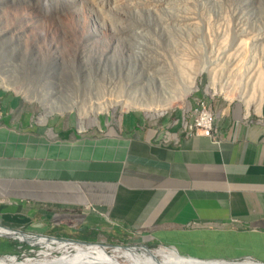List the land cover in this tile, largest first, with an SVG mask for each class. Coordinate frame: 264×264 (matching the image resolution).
<instances>
[{"label": "rangeland", "instance_id": "obj_1", "mask_svg": "<svg viewBox=\"0 0 264 264\" xmlns=\"http://www.w3.org/2000/svg\"><path fill=\"white\" fill-rule=\"evenodd\" d=\"M180 74L193 79L195 89L171 99L169 93L182 96ZM0 90L5 119L22 134H50L52 141L115 134L129 113L145 123L164 116L185 121L198 103L213 116L239 108L261 119L264 0H0ZM75 103L87 111L100 106L101 123L91 111L80 117L76 105L69 106ZM36 234L88 240L55 228ZM92 238L108 251L129 245L146 258L160 247L127 231ZM9 240L12 247L0 255L36 257L40 249ZM141 244L152 250L136 248Z\"/></svg>", "mask_w": 264, "mask_h": 264}, {"label": "crops", "instance_id": "obj_2", "mask_svg": "<svg viewBox=\"0 0 264 264\" xmlns=\"http://www.w3.org/2000/svg\"><path fill=\"white\" fill-rule=\"evenodd\" d=\"M166 117L125 114L115 134L67 142L22 134L0 113V223L87 239L127 231L191 256L264 262V109L215 114L210 136Z\"/></svg>", "mask_w": 264, "mask_h": 264}, {"label": "bare ground", "instance_id": "obj_3", "mask_svg": "<svg viewBox=\"0 0 264 264\" xmlns=\"http://www.w3.org/2000/svg\"><path fill=\"white\" fill-rule=\"evenodd\" d=\"M183 16H185V14ZM186 17H188L187 19H191V16L189 15H186ZM244 44L245 43L243 40L241 42L239 41L237 43V49L242 50V48L244 47ZM218 49L220 48L218 47ZM223 51L225 52L226 49ZM179 76H180L179 78L180 83L182 84V87H183L182 92H181L182 96L181 95L178 96L174 93H169L168 97H170L171 99H176V97H178L179 99L181 98L183 99V97H185L186 94L190 93L191 91L195 89V86L193 85V82H192L193 79L189 80L187 76L183 75L184 76L183 77L181 74ZM241 97L244 98V96H241ZM228 99L230 98L228 97ZM143 102H139L138 107L142 108L143 110L150 109L149 105L144 104ZM73 105H76V107L78 108L77 109L78 115L80 117L86 116L87 113L91 111L93 115H95L98 122L101 123L102 110L100 106L92 107L89 109V111H87V109L84 110V108L77 105V103L70 104L69 106L73 107ZM167 105H169V103ZM45 107L46 109L44 108L45 109L44 113L46 115L47 113L50 112V110L48 106L45 105ZM154 108H157V107L154 106ZM158 110H159L158 113L160 114L161 111L160 109ZM7 232L11 233L10 230L1 226L0 233H7ZM18 238L23 239L24 237L18 234ZM30 241L36 242L38 245H40V249L37 250L38 253L36 257L24 256L22 259H18L15 254H6L4 256H0V264H156L155 261L157 260L162 261V263L164 264H198L200 263L188 257L179 256L176 254L174 250L169 249L166 246H160L154 249L150 253V256L146 258L143 254L137 252L136 250L127 248V247H118V246L111 247V249L108 251L107 250L108 246L106 244L97 243V242L84 244V243H79V242H69L65 240H54V239L46 240L42 236L37 237L36 239L30 240ZM54 250L59 251L60 256H51V252ZM121 258H124V261L120 260ZM206 264H220V263L213 261L211 263H206ZM239 264H252V261L244 260L243 262Z\"/></svg>", "mask_w": 264, "mask_h": 264}, {"label": "water", "instance_id": "obj_4", "mask_svg": "<svg viewBox=\"0 0 264 264\" xmlns=\"http://www.w3.org/2000/svg\"><path fill=\"white\" fill-rule=\"evenodd\" d=\"M2 227H5L7 228L8 230H10L11 233H0V237H4V238H9V239H12V240H17L19 242H24L28 245H31V246H34L36 245L37 243H30L28 242L29 240H34L36 239L37 237H40L42 236L43 238H45L46 240H49V239H54V240H65V241H69V242H79V243H93V241H88V240H76V239H73V238H69V237H58V236H54V235H45V234H31L27 231H24V230H21V229H18V228H12V227H9V226H5V225H0ZM18 234L19 235H22L24 237V240H21L20 238H18ZM159 246H166V247H172L174 249V251L176 252L177 255L179 256H183V257H188L192 260H196L200 263L198 264H206V263H211L213 261L215 262H219L220 264H239L241 262H243L244 260H251L252 261V264H264V262H261V261H258V260H255V259H252L250 257H244V258H241V259H223V258H200V257H196V256H191V255H187V254H181L178 249L172 245H164V244H158ZM122 247H129V245H120ZM132 247H136V246H132ZM136 248H143L145 249L146 251H149V250H152L150 249L147 245L145 244H141L139 247H136ZM5 254L3 255H0V256H4ZM156 264H164L162 263V261H155Z\"/></svg>", "mask_w": 264, "mask_h": 264}, {"label": "built area", "instance_id": "obj_5", "mask_svg": "<svg viewBox=\"0 0 264 264\" xmlns=\"http://www.w3.org/2000/svg\"><path fill=\"white\" fill-rule=\"evenodd\" d=\"M183 129L190 135H211L213 132V115L205 104L198 103L190 110V116L183 121Z\"/></svg>", "mask_w": 264, "mask_h": 264}, {"label": "trees", "instance_id": "obj_6", "mask_svg": "<svg viewBox=\"0 0 264 264\" xmlns=\"http://www.w3.org/2000/svg\"><path fill=\"white\" fill-rule=\"evenodd\" d=\"M82 239H87L82 237ZM88 240H93V238H88ZM12 247V242L8 238L0 237V250L8 251Z\"/></svg>", "mask_w": 264, "mask_h": 264}]
</instances>
